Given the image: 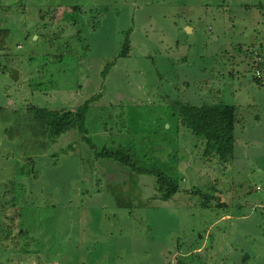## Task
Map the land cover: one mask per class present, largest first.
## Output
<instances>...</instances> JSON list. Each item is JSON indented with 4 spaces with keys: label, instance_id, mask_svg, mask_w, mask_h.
Returning <instances> with one entry per match:
<instances>
[{
    "label": "rangeland",
    "instance_id": "374dc122",
    "mask_svg": "<svg viewBox=\"0 0 264 264\" xmlns=\"http://www.w3.org/2000/svg\"><path fill=\"white\" fill-rule=\"evenodd\" d=\"M262 16L264 0H0V264H264ZM89 99L83 134L30 150L18 110ZM215 104L236 108L227 166L179 123ZM115 150L133 167L98 155ZM133 168L181 191L162 201Z\"/></svg>",
    "mask_w": 264,
    "mask_h": 264
},
{
    "label": "trees",
    "instance_id": "16d2710c",
    "mask_svg": "<svg viewBox=\"0 0 264 264\" xmlns=\"http://www.w3.org/2000/svg\"><path fill=\"white\" fill-rule=\"evenodd\" d=\"M6 37L7 32L0 29L1 51L5 49ZM127 52L128 42L125 43L124 41L122 51L118 57H125ZM113 62L109 64L113 65ZM258 79L260 78L253 77V80L257 83L260 81ZM92 102L93 99H89L74 111L27 107L25 110H18L15 120L18 123H25V132L29 140L30 150L42 155L47 151L48 145L64 132L74 129L78 134H83L84 119ZM236 120V108L231 105L215 104L196 107L183 105L179 108V123L190 130L194 136L201 139L204 146L203 156L209 157V160L216 158L222 166H227L233 160ZM98 155L105 158H116L121 163L133 167L132 155L127 151H105L99 152ZM133 170L137 173L154 175L155 188L159 194V199L162 201L170 200L181 191L178 180L164 172L143 168H133ZM208 199L214 200V197H208ZM216 200L218 201V199ZM202 202L201 206L207 208L206 200ZM217 204L220 207L225 206L218 202Z\"/></svg>",
    "mask_w": 264,
    "mask_h": 264
},
{
    "label": "crops",
    "instance_id": "0c3cea01",
    "mask_svg": "<svg viewBox=\"0 0 264 264\" xmlns=\"http://www.w3.org/2000/svg\"><path fill=\"white\" fill-rule=\"evenodd\" d=\"M262 19H264L263 16H262ZM262 21H263V20H262ZM260 38H261V40H259V42L254 41V42H253V45H258V44H259L260 47H261L262 44H264V35H262ZM261 48H262V47H261ZM261 48H260V49H261ZM248 71H249V70H248ZM250 72H252V71H250ZM248 74H249V73H248ZM252 74H253V72H252ZM253 77H254V76L252 75V78H251V79H253ZM255 116H257V115L255 114L254 117H255ZM227 216H228V215H225L224 217L228 218Z\"/></svg>",
    "mask_w": 264,
    "mask_h": 264
},
{
    "label": "water",
    "instance_id": "95a60500",
    "mask_svg": "<svg viewBox=\"0 0 264 264\" xmlns=\"http://www.w3.org/2000/svg\"><path fill=\"white\" fill-rule=\"evenodd\" d=\"M17 77H18L17 72H16L15 70H11V71H10V78H11L12 80L15 81V80L17 79ZM248 78H249V79L252 78V72H250V73L248 74Z\"/></svg>",
    "mask_w": 264,
    "mask_h": 264
},
{
    "label": "built area",
    "instance_id": "2783aa9c",
    "mask_svg": "<svg viewBox=\"0 0 264 264\" xmlns=\"http://www.w3.org/2000/svg\"><path fill=\"white\" fill-rule=\"evenodd\" d=\"M253 75L255 76V78L261 77L260 72H258V71L253 72Z\"/></svg>",
    "mask_w": 264,
    "mask_h": 264
}]
</instances>
